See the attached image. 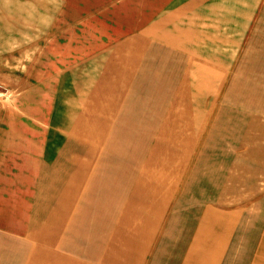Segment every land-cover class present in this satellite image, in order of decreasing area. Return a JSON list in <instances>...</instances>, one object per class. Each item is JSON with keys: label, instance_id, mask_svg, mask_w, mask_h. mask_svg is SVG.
Instances as JSON below:
<instances>
[{"label": "crops", "instance_id": "0c3cea01", "mask_svg": "<svg viewBox=\"0 0 264 264\" xmlns=\"http://www.w3.org/2000/svg\"><path fill=\"white\" fill-rule=\"evenodd\" d=\"M62 35L0 264H264V0H0V56Z\"/></svg>", "mask_w": 264, "mask_h": 264}, {"label": "rangeland", "instance_id": "374dc122", "mask_svg": "<svg viewBox=\"0 0 264 264\" xmlns=\"http://www.w3.org/2000/svg\"><path fill=\"white\" fill-rule=\"evenodd\" d=\"M96 23L95 20V26ZM69 37L62 35L56 44L34 45L25 51L0 56L1 127L14 126L18 129L15 133H22L24 125L47 121L50 99L44 97H51L56 72L70 60V51H60Z\"/></svg>", "mask_w": 264, "mask_h": 264}]
</instances>
